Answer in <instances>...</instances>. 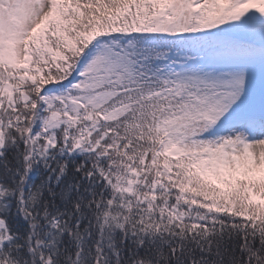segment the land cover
<instances>
[{"label": "snow or ice", "instance_id": "6c2138e0", "mask_svg": "<svg viewBox=\"0 0 264 264\" xmlns=\"http://www.w3.org/2000/svg\"><path fill=\"white\" fill-rule=\"evenodd\" d=\"M0 264H264V0H0Z\"/></svg>", "mask_w": 264, "mask_h": 264}]
</instances>
